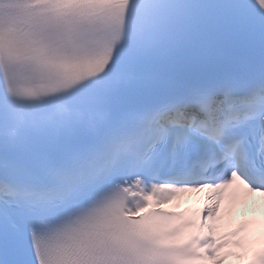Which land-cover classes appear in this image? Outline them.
<instances>
[{"label": "snow or ice", "instance_id": "snow-or-ice-1", "mask_svg": "<svg viewBox=\"0 0 264 264\" xmlns=\"http://www.w3.org/2000/svg\"><path fill=\"white\" fill-rule=\"evenodd\" d=\"M0 264H264V0H0Z\"/></svg>", "mask_w": 264, "mask_h": 264}]
</instances>
